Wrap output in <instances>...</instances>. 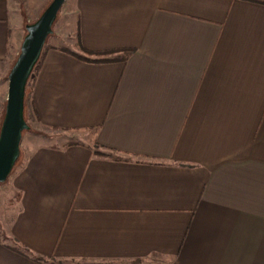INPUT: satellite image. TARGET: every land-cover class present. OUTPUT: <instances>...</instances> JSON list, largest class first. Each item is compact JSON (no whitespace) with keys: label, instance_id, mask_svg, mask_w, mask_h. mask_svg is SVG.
<instances>
[{"label":"crops","instance_id":"crops-1","mask_svg":"<svg viewBox=\"0 0 264 264\" xmlns=\"http://www.w3.org/2000/svg\"><path fill=\"white\" fill-rule=\"evenodd\" d=\"M73 3L92 61L50 49L31 103L94 144L32 150L0 264H264V0Z\"/></svg>","mask_w":264,"mask_h":264},{"label":"rangeland","instance_id":"rangeland-1","mask_svg":"<svg viewBox=\"0 0 264 264\" xmlns=\"http://www.w3.org/2000/svg\"><path fill=\"white\" fill-rule=\"evenodd\" d=\"M52 0H16L15 20L11 42L13 49L9 58L0 63V128L5 114L9 90V72L20 52L21 44L27 33L26 26L35 22L48 7ZM76 11L73 0H66L53 24V32L48 36L42 56L31 74L25 95V119L29 128L23 131L20 144V155L11 173L4 182H0V211L8 208L16 209L19 202V190L16 180L23 170L32 150L39 145L66 146L72 143L94 144L92 130L72 131L55 128L43 124L33 111L31 103V85L41 64V60L50 49L66 48L70 51L79 50V34L75 29ZM42 58V59H41Z\"/></svg>","mask_w":264,"mask_h":264},{"label":"water","instance_id":"water-1","mask_svg":"<svg viewBox=\"0 0 264 264\" xmlns=\"http://www.w3.org/2000/svg\"><path fill=\"white\" fill-rule=\"evenodd\" d=\"M66 0H52L41 16L26 26L27 33L9 72V90L0 128V182L7 180L20 155L25 119V95L29 78L38 63L53 24Z\"/></svg>","mask_w":264,"mask_h":264},{"label":"trees","instance_id":"trees-1","mask_svg":"<svg viewBox=\"0 0 264 264\" xmlns=\"http://www.w3.org/2000/svg\"><path fill=\"white\" fill-rule=\"evenodd\" d=\"M79 40H80V37H79ZM80 43V42H79ZM79 45H81V44H79ZM61 50H63V51H65V52H68V53H70V54H73L74 56H76V57H79V58H84V59H87V60H90V61H92L90 58H87V57H83V55H81V54H78V53H75V52H73V51H70L69 49H66V48H60ZM82 50L84 51V52H86V50L84 49V48H82ZM42 53H43V51H42ZM41 56H42V54H41ZM42 59V58H41ZM40 60V59H39ZM101 61H108V60H110V59H107V58H103V59H100ZM42 61V60H41ZM39 62V61H38ZM33 73V72H32ZM97 143V142H96ZM73 144H77V142L76 143H72V144H69V145H73ZM23 253L26 255V256H30V253H29V251L27 250V249H23ZM36 260L37 261H40V262H42V261H45L43 258H41V257H36Z\"/></svg>","mask_w":264,"mask_h":264}]
</instances>
